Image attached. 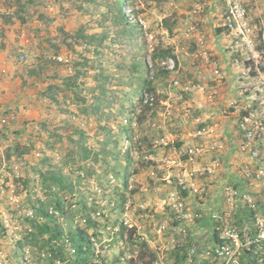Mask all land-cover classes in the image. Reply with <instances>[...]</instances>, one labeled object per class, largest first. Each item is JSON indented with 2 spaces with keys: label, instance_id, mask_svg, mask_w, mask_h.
Here are the masks:
<instances>
[{
  "label": "rangeland",
  "instance_id": "374dc122",
  "mask_svg": "<svg viewBox=\"0 0 264 264\" xmlns=\"http://www.w3.org/2000/svg\"><path fill=\"white\" fill-rule=\"evenodd\" d=\"M1 1L15 34L0 29V48L18 55L16 69L1 71L10 84L18 77L11 92L5 89L9 103L0 111L5 127L17 123L9 133L0 129V245L11 262L28 250L33 263L53 264L58 248L47 245L51 233L14 210L10 198L16 196L37 212L60 202L63 213L54 220L64 236L82 228L95 239L89 264H185L188 247L214 233L208 226L179 235L171 202L180 178L194 167L186 164V147L206 143L193 135L209 127L213 110L195 106L211 95L209 48L222 30L217 19L224 0ZM244 3L261 28L253 36L261 50L264 20L256 13L264 5ZM237 145L228 143L234 156L246 159ZM12 230L23 252L14 249ZM203 244L212 247L215 240ZM61 259L76 262L67 248Z\"/></svg>",
  "mask_w": 264,
  "mask_h": 264
},
{
  "label": "built area",
  "instance_id": "2783aa9c",
  "mask_svg": "<svg viewBox=\"0 0 264 264\" xmlns=\"http://www.w3.org/2000/svg\"><path fill=\"white\" fill-rule=\"evenodd\" d=\"M224 3L226 10L222 17V27L235 37L234 48L246 55L248 61L252 62V65L247 68L248 71L243 72V75L248 76L250 85H244L240 89L241 94L244 95L241 97L246 102L235 110L237 113L236 130L242 136V141L238 143L235 149L240 156L250 159V163L243 172L246 184L261 182L264 185V48L261 50L254 48L253 36L259 27L253 26L244 0H224ZM25 59L26 57L22 54L18 61L23 62ZM58 60L64 63L69 62L63 57H58ZM212 65L217 67L216 61L212 60ZM215 74L219 75L218 68L215 70ZM194 88L198 91H204L201 85H195ZM0 122L5 126L7 118H2ZM196 122L201 125L203 120L198 117ZM212 133L210 127H199L193 137L203 139ZM221 148H224L222 140L212 146L209 141L205 144L197 142L186 147L185 154L188 156L186 164H193L194 167L191 171L186 170L188 173L180 178L181 190L179 194L187 192L191 196H205L206 190L198 186L196 178L211 176L215 171L210 166H198V164L213 149ZM223 192L227 211H223L221 214H224V217L228 219L235 218V221L228 225H219L214 228L213 234L209 233V235L204 236L205 241L210 237L214 238L215 244L212 247L203 244L205 241L190 245L184 255L185 264H264V207L250 190H242L229 182L223 187ZM10 199L14 205V210L20 213L22 217L38 223L44 219L43 216H39L35 208L21 204L16 196H12ZM171 209L175 219L179 222L176 227L177 233L184 238L191 237L189 227L198 225V221L203 218V213L189 211L179 196L172 198ZM47 212L57 219L62 214L54 207L49 208ZM240 212L244 214H240ZM100 215L99 212L98 216ZM246 216L250 217V221L246 219ZM86 222L87 220L84 219L83 223ZM167 226L166 223L162 224L158 233H162ZM248 230H251V233ZM198 232L202 233L203 231L198 230ZM7 233L12 236L10 238L14 243V249L23 252L21 236L14 230L7 231ZM91 240L95 242L94 238ZM53 244L60 247L63 245L70 252H76L68 235L63 237L62 242L53 240ZM24 251L26 253L23 255L24 257L20 256V258H16V262H11L5 247L0 245V264H36L29 259V251ZM248 254L254 262L247 261ZM50 258L54 260L53 264L64 263L61 257L55 259L53 254L50 255Z\"/></svg>",
  "mask_w": 264,
  "mask_h": 264
},
{
  "label": "crops",
  "instance_id": "0c3cea01",
  "mask_svg": "<svg viewBox=\"0 0 264 264\" xmlns=\"http://www.w3.org/2000/svg\"><path fill=\"white\" fill-rule=\"evenodd\" d=\"M1 3L2 1L0 0V29H5L6 33L10 36L14 35L15 33L13 29H15V27L12 26V23L3 20L4 18L10 19V17L8 15H4L8 10L3 9V5H1ZM261 5H264V0H261ZM222 17L223 16L218 17L217 22L222 23ZM256 17L259 22L263 21L264 11H258L256 13ZM218 27H221L222 30L216 31L217 36L209 48V54L212 60L216 61L217 63V67L212 65V70L209 71L206 78L211 81V95L207 97L206 101L203 100V102H199L195 107L197 109H205L206 107H210V109L213 110L208 112V117L211 119L208 122V125L212 129L213 133L209 136H206L205 139L206 142L210 141L212 146L221 141V137H224V141H222L224 142V148L213 149L198 164V166H210L215 171V173L211 176L196 178V183L198 186H201L206 190L205 196H191L187 192L179 195L175 194V196H179L184 201L189 211L194 213H203V218L198 221V225L195 227H189L190 229H195L196 231L208 230L209 227L212 229L219 225H228L232 222L231 219L224 217V214L216 216L219 215V213H223V211H227L223 187L232 178L236 183L234 184L236 187L242 190H250L264 207L263 183L252 182L250 184H246V181L243 178V172L247 166L245 163H250V161L248 162L250 159H240L234 156L230 150L234 147L229 148L228 146V143L238 144L242 141V136L239 135L238 131L236 130L237 113L235 110L244 105L246 102V100L241 97L243 94H241L240 89L244 85H250L248 76L243 75V72L246 73L248 71L247 68L252 65V63L247 65L246 62H248V58H246V55L240 53V51L234 48L233 43L235 37L232 34L225 32L226 30L222 27V24H218ZM13 49L14 48H0V111H2L3 107L8 105L9 102L6 103V96L12 91V85L18 80L17 77L10 84V82H7V80L4 79L5 75L1 73L2 70H7L9 72L10 68H17V66L14 64L18 55L16 58L12 56ZM16 49L17 50H15V53L17 51L25 52L26 48ZM217 68L219 70V75L215 74V70ZM14 73L15 74L13 75L11 72L10 75L13 77L18 76L16 70ZM5 89H7L9 92H4ZM13 99L16 98H12L11 100ZM221 109L224 110L219 112ZM1 114L2 113H0V121L2 119ZM17 118H19V115ZM16 126L17 123H10V125L8 123L7 127H5L3 124H0V129L4 128L5 132L7 133L8 131L9 133V130H15ZM187 173L188 172L185 171V174ZM188 205L190 207H188Z\"/></svg>",
  "mask_w": 264,
  "mask_h": 264
},
{
  "label": "trees",
  "instance_id": "16d2710c",
  "mask_svg": "<svg viewBox=\"0 0 264 264\" xmlns=\"http://www.w3.org/2000/svg\"><path fill=\"white\" fill-rule=\"evenodd\" d=\"M124 1V0H122ZM56 208L61 212V208L62 204L60 202L57 203ZM47 208H44L42 210H40V212H38L39 216H43V218L47 221L44 224L38 223V222H34V224H36L37 228L40 229L41 233H51V239H49L47 241V245H50V242L53 240H58V239H63L64 237V231L58 226L59 223L57 220H54L55 218L52 217L46 210ZM52 220L55 223V232L53 233L54 228L50 227L48 224V222ZM71 242H72V246L75 249V253H74V257L76 258V262L74 264H89V262L91 261L90 258V253H92V255H94V252L92 250V242H91V238L89 237V234L87 232V230L82 229V228H78L77 230L73 231L71 236H69ZM53 247H58L56 248L57 250H55L53 252V257L55 259H59V257H61L63 255V251H64V246L62 245L60 246H55L53 245ZM249 255V254H248ZM72 256V255H71ZM250 256V255H249ZM252 258V257H251ZM71 259H69L70 261ZM52 261H54L52 259ZM251 262H254L253 259L250 260Z\"/></svg>",
  "mask_w": 264,
  "mask_h": 264
}]
</instances>
